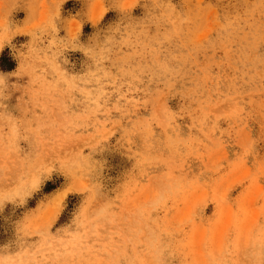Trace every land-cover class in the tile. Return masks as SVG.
I'll use <instances>...</instances> for the list:
<instances>
[{"label":"rangeland","instance_id":"obj_1","mask_svg":"<svg viewBox=\"0 0 264 264\" xmlns=\"http://www.w3.org/2000/svg\"><path fill=\"white\" fill-rule=\"evenodd\" d=\"M5 49L0 264H264V0H0Z\"/></svg>","mask_w":264,"mask_h":264},{"label":"trees","instance_id":"obj_2","mask_svg":"<svg viewBox=\"0 0 264 264\" xmlns=\"http://www.w3.org/2000/svg\"><path fill=\"white\" fill-rule=\"evenodd\" d=\"M16 67V61L15 59H13L12 56H10L8 49H5L0 56V69L3 71H10L13 70ZM53 189H55V186L48 182L45 190L47 192L52 191Z\"/></svg>","mask_w":264,"mask_h":264}]
</instances>
